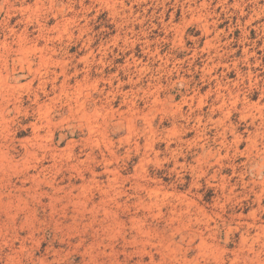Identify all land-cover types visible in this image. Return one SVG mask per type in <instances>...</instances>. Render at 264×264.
Instances as JSON below:
<instances>
[{
	"label": "rangeland",
	"instance_id": "374dc122",
	"mask_svg": "<svg viewBox=\"0 0 264 264\" xmlns=\"http://www.w3.org/2000/svg\"><path fill=\"white\" fill-rule=\"evenodd\" d=\"M0 264H264V0H0Z\"/></svg>",
	"mask_w": 264,
	"mask_h": 264
}]
</instances>
